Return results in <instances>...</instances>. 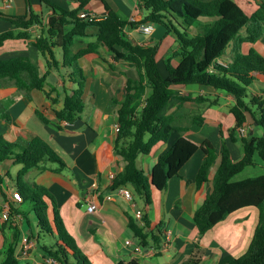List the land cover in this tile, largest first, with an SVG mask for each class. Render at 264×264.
<instances>
[{
	"label": "trees",
	"instance_id": "1",
	"mask_svg": "<svg viewBox=\"0 0 264 264\" xmlns=\"http://www.w3.org/2000/svg\"><path fill=\"white\" fill-rule=\"evenodd\" d=\"M51 9L50 15L34 37L33 45L46 56L47 63H58L52 47L62 51V65L68 67L69 78L76 87L67 92L63 106L54 111L59 121L73 122L79 118L84 107L85 76L78 64V59L87 54L98 52L105 46L115 60L129 62L137 75L126 78L122 100L110 98L108 107L116 105L117 131L114 151L120 155L125 164L111 180L110 187H130L134 193L141 195L147 204L151 203V190H162L168 180L178 175L182 166L198 150L204 156L195 176V185L199 189L210 180V169L219 158L218 166L211 177V191L195 209L193 222L201 237L215 224L224 220L230 213L246 206L258 209V221L246 251L237 257L227 259L223 264H264V174L234 179L245 167L264 163V88L260 94L249 93V87L264 76V57L253 47L246 52H236L229 63L220 64L219 59L232 41L239 47L242 43H254L260 38L264 28V0H254L257 7L248 12L234 0H141L144 10L141 19L126 21L105 4L107 16L104 19L88 21L78 17L88 3L97 0H70L76 2L74 8H64L50 0H40ZM8 18L17 30L0 33V47L11 39L25 40L29 37L28 27L34 23L42 24L40 15L31 11L26 15ZM206 18V21H202ZM198 23V32L194 35L188 28ZM141 24H155L165 28V35L174 36L177 49L162 59H157L158 43L142 45L129 39L124 27H137ZM96 28L94 40L86 47L72 51V45L78 38L88 36L89 28ZM244 30V34L240 32ZM177 59L173 65L172 60ZM46 75H40L38 66L25 56L0 58V79L15 81L20 89L30 91L42 90ZM198 84L212 87L234 98L230 107L233 123L227 129L232 141H239L242 149L240 159L231 158L229 148L223 141L217 154L209 139L197 144L181 134L188 129L179 123L177 115H163L161 110L171 98L179 103L195 102L202 104L206 97L181 94L176 86ZM39 118L47 119L36 111ZM255 123L253 128L246 127L248 117ZM10 121L4 105L0 102V120ZM190 124L201 125L204 117L200 114L191 116ZM250 124V123H249ZM246 127L244 134L240 128ZM262 129V134L255 132ZM180 134L167 150L159 155L158 161L146 174L137 164L140 154H148L160 142H168L172 133ZM13 159L14 163L23 164L17 174L16 189L22 194L36 218L40 232L51 233L55 242L44 245L48 256L59 264H92L78 246L76 239L67 230L60 215L57 203L51 192L40 184H28L22 175L33 167L42 168L44 162L57 164V170L67 168L64 159L45 140L38 136L28 139L10 141L0 131V163ZM1 181V178H0ZM1 192V188H0ZM149 226L147 217L139 225L135 218L128 219V227L143 244L150 239L158 249L159 227L155 231H144ZM17 235H14V239ZM16 241L6 243L1 251V264H19L16 257ZM201 247L196 244L192 254L179 264H200ZM124 264V263H117Z\"/></svg>",
	"mask_w": 264,
	"mask_h": 264
},
{
	"label": "crops",
	"instance_id": "2",
	"mask_svg": "<svg viewBox=\"0 0 264 264\" xmlns=\"http://www.w3.org/2000/svg\"><path fill=\"white\" fill-rule=\"evenodd\" d=\"M64 8H74L77 3L70 0H50ZM208 1V0H204ZM242 9L252 12L257 5L254 0H234ZM105 4L112 8L119 17L126 21L141 19L144 10L141 0H97L87 4L85 11L102 15L106 12ZM30 9L43 19L42 24L34 23L26 29L29 37L25 40L11 39L0 47V58L25 56L38 66L40 75L45 74L42 90L30 91L19 88L15 81L0 79V102L3 103L10 121L0 120V131L10 141L28 139L38 136L48 142L64 159L67 168L58 171L57 164L44 162L42 168L33 167L22 175L28 184L45 186L53 195L60 215L67 230L74 236L82 252L92 264H179L194 251L196 244L201 249L200 264H223L227 259L243 254L251 240L258 221V209L254 206L242 207L230 213L224 220L215 224L201 237L193 222L195 209L211 191V177L215 172L219 158L213 163L210 175L199 189L195 185V176L204 153L198 149L182 166L178 175L168 180L162 190H151V203L147 204L141 195L126 187L132 195L125 199L117 190L110 187L108 172H119L125 162L114 151L117 123L116 105L108 107L110 98L120 101L124 95L126 78L137 75L132 64L124 60H115L105 46L98 52L87 54L78 59V64L85 76L84 107L73 122L65 124L54 116V111L63 106L65 94L76 87L70 80L68 67L62 65V51L52 47L58 61L56 65L48 64L46 56L33 45L34 37L39 36L51 13L40 0H0V13L9 17L27 16ZM206 21V18H202ZM152 25L151 33H144L137 27L126 25L124 32L133 42L142 45L158 43L157 59H162L177 49L175 38L165 35V28ZM199 25L194 23L188 28L192 35L198 32ZM18 28L8 18L0 16V33ZM96 28L87 30L88 36L78 38L72 45V51L87 46L94 40ZM244 34V30L240 32ZM232 41L225 53L217 59L223 64L232 61L236 52H246L253 47L264 57L263 33L254 43H242L237 46ZM177 64V59L172 60ZM264 88V76H259L249 87V93L260 94ZM181 94L206 97V102L179 103L171 98L161 110L163 115L181 117L179 123L188 129L181 135L200 144L209 139L216 153H220L224 141L231 158L236 161L242 156L239 141H232L227 129L233 123L230 107L234 98L212 87L187 84L176 86ZM36 111H41L48 120L44 123ZM200 113L204 117L201 125L190 124L191 116ZM250 123V124H249ZM255 123L248 117L246 127L253 128ZM262 134L261 128H256ZM172 133L168 142L156 144L150 153L137 157L138 166L149 174L158 161L159 155L179 138ZM23 164L6 159L0 163V208L4 202L10 203V216L0 222V264L4 245L16 241V257L19 264H59L44 250V245H51L55 237L51 233L40 232L31 206L26 201L17 202L11 198L12 189L17 186V174ZM245 178V177H244ZM96 181V208L87 210L85 196L87 188ZM30 207V212L27 210ZM136 211L147 217L149 226L144 231H155L159 227V247L148 239L141 243L128 227V219L134 218ZM139 223V222H138ZM142 225V223H139ZM158 230V229H157ZM46 234V235H43ZM14 235L17 238L14 239ZM42 235V237L40 236ZM168 236V237H167ZM130 243H125V241Z\"/></svg>",
	"mask_w": 264,
	"mask_h": 264
},
{
	"label": "built area",
	"instance_id": "3",
	"mask_svg": "<svg viewBox=\"0 0 264 264\" xmlns=\"http://www.w3.org/2000/svg\"><path fill=\"white\" fill-rule=\"evenodd\" d=\"M4 3L7 2V0H2ZM78 17L86 19L88 21H96V20H101L106 18L107 13L105 12L102 15H97L93 12H87V11H80L78 14ZM152 25L151 24H141L139 25V29L141 31H143L144 33H151L152 31ZM220 64H223L222 62H219ZM63 122L65 124H67L66 120H63ZM115 130L117 131V123L114 125ZM246 132V127H242L240 128V133L244 134ZM115 173L113 171H109L108 172V178L110 179V181L114 178ZM98 188V184L96 181H93L89 187L87 188V195L85 196V200H86V204H87V210L89 212H92L95 210L96 208V193H94V191H96ZM115 190H117V192L122 195L125 199L127 200H131L132 199V195L131 192L126 188V187H119L116 188ZM11 198L14 201L17 202H21L22 201V194L19 190L17 189H12L11 191ZM10 216V203L9 202H4L0 208V222H4L7 221L8 218ZM134 218L139 222L143 224V216L142 213L140 211H136V213L134 214ZM168 237V236H167ZM125 243H130L128 240L125 241Z\"/></svg>",
	"mask_w": 264,
	"mask_h": 264
},
{
	"label": "rangeland",
	"instance_id": "4",
	"mask_svg": "<svg viewBox=\"0 0 264 264\" xmlns=\"http://www.w3.org/2000/svg\"><path fill=\"white\" fill-rule=\"evenodd\" d=\"M52 163V162H51ZM55 164V163H53ZM259 174H264V163L258 162V164H254L251 166L245 167L240 173H238L234 179H242L248 176H255ZM27 210L30 212V207L28 206ZM46 235V234H43ZM42 237V235H40Z\"/></svg>",
	"mask_w": 264,
	"mask_h": 264
},
{
	"label": "water",
	"instance_id": "5",
	"mask_svg": "<svg viewBox=\"0 0 264 264\" xmlns=\"http://www.w3.org/2000/svg\"><path fill=\"white\" fill-rule=\"evenodd\" d=\"M30 17V9L27 10V16L26 19H28Z\"/></svg>",
	"mask_w": 264,
	"mask_h": 264
}]
</instances>
